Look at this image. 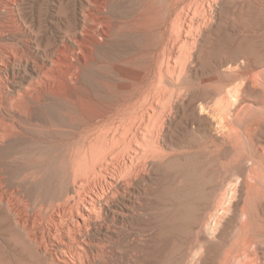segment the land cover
Returning <instances> with one entry per match:
<instances>
[{
    "label": "bare ground",
    "instance_id": "obj_1",
    "mask_svg": "<svg viewBox=\"0 0 264 264\" xmlns=\"http://www.w3.org/2000/svg\"><path fill=\"white\" fill-rule=\"evenodd\" d=\"M21 2L0 0V264H264V39L207 42L219 0ZM180 127L207 167L170 228L186 176L151 175Z\"/></svg>",
    "mask_w": 264,
    "mask_h": 264
},
{
    "label": "rangeland",
    "instance_id": "obj_2",
    "mask_svg": "<svg viewBox=\"0 0 264 264\" xmlns=\"http://www.w3.org/2000/svg\"><path fill=\"white\" fill-rule=\"evenodd\" d=\"M37 1L38 0H22L21 2L22 7L29 13L33 12V10L34 12H36L39 9V5ZM71 1L72 0H69V4H68L69 7ZM187 3L189 4V2H186L185 4L186 7L188 5ZM48 6H49V2H48ZM62 20L64 21L65 19L59 17L57 13V6H54L53 8L50 6L48 8L47 6H45V4H43L42 22H43V28L46 31V33H48L49 35L52 34V36L57 37V35L60 34L63 28ZM58 23H60V25ZM263 37H264V0H219V3L216 6L215 21L213 23L212 28L207 32L205 40L207 42L215 40L217 42L220 41V43L225 42V44L228 45H238V47L241 46L245 50L246 49L248 51L250 50V54L254 56V51L252 49L250 40L260 41L264 39ZM202 70L199 69V72L201 73L198 77H196V80H202L208 76L207 73H202L203 72ZM261 102L262 105L260 106H263L264 94L261 97ZM195 110H196L195 114L200 116L202 112L197 108ZM260 119L262 120L261 121L262 127L260 128V131L257 133V140L261 143L263 142L264 144V114L260 115ZM189 126H191L190 128L192 129L193 123ZM201 128L203 129L201 133L205 131L206 133H210L213 135L216 134V127L213 121L202 123ZM201 133L200 132L197 133V131L195 133L188 132L183 127H180L176 131V134H173L171 138H173L176 141L181 139L184 146V145H188L190 141H194L193 138L199 139ZM174 147L177 148V152L174 155L175 159L165 163L163 166H160L159 168H155L151 175V180L155 182L157 186V191H160V189L161 190L164 189L163 187L166 186L167 183H170L169 180H171L174 174L178 173V178H179L178 181L182 178V176H186L180 183L179 182L176 183V185L179 184L175 189L177 190L178 193L164 194L166 196L167 201L166 204H164V208H163V213H164L163 218L165 219V225L170 228H172V226L178 227V225H181L184 221H188L191 211H194L196 206L195 205L196 202H194L195 201L194 198L198 194L196 192L198 191L199 186L201 185L202 180L205 176V173L202 172L201 170V168H203V165L205 163L202 161L203 159L198 160V158L196 157L195 154L196 149L193 148L189 149L190 153L186 155L178 150L187 149L188 146H184L186 147L184 148L181 146L179 147L178 145H174ZM196 165L201 166L199 167L200 169H196L195 168ZM205 165L204 167H207V164ZM179 186L182 187L179 189ZM245 188L246 187L244 185L243 189L245 190ZM244 190L242 191V193H244ZM191 191L194 193H186ZM171 196L176 197L175 199L176 201L172 199L171 200L168 199L171 198ZM177 200H179V202H177ZM201 208L202 206L199 207L200 211L202 210ZM44 210L45 209H42L43 212ZM241 223H242L241 219L236 220L233 223L235 224L234 229L236 230L241 225ZM175 233L177 237L178 228L175 230Z\"/></svg>",
    "mask_w": 264,
    "mask_h": 264
}]
</instances>
